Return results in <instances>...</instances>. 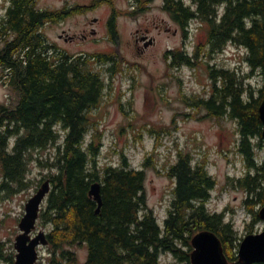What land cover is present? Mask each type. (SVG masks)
Segmentation results:
<instances>
[{
    "label": "trees",
    "instance_id": "1",
    "mask_svg": "<svg viewBox=\"0 0 264 264\" xmlns=\"http://www.w3.org/2000/svg\"><path fill=\"white\" fill-rule=\"evenodd\" d=\"M164 4L184 30L193 20L200 21L211 51L219 53L228 45L242 48L248 68L264 73V0H192V5L165 0ZM21 8L13 11L10 24L21 31L23 48L15 41L0 52L4 84L19 97L14 105L0 103V192L15 196L51 179L52 189L38 221L49 227L51 264H76V254L69 248L84 244L89 250L86 264H162V254L174 258L170 264H191L192 238L204 230L218 235L230 264H240L243 238L235 223L227 221L225 212L207 207L217 185L207 162H194L181 153L171 165L168 176L175 187L162 225L147 204L144 168L132 167L125 155L120 165L99 164L102 143L98 134L91 133L89 115L102 102L105 81L92 69L90 58L87 63L76 59L53 63L50 50L36 49L43 42L38 32L49 16L35 14L30 23H23ZM200 49L194 54L173 52L174 64L194 67ZM211 69L213 93L208 100L193 98L194 105H202L209 117L229 116L238 123L247 171L237 185L246 192L244 204L253 217L246 228L252 232L260 221L256 209L264 205V161L258 160L256 152L264 146L259 114L264 88L255 98L249 86L251 74ZM50 148L51 155L44 156ZM34 161L49 170L43 181L29 176ZM150 165L148 157L143 166ZM96 182L101 184L100 214L90 196ZM13 250L0 237V261L14 264Z\"/></svg>",
    "mask_w": 264,
    "mask_h": 264
},
{
    "label": "rangeland",
    "instance_id": "2",
    "mask_svg": "<svg viewBox=\"0 0 264 264\" xmlns=\"http://www.w3.org/2000/svg\"><path fill=\"white\" fill-rule=\"evenodd\" d=\"M60 1L41 0V7H57ZM164 1L153 0L151 9L143 15L122 18L119 24L120 37L117 36L112 43L104 26L109 13L107 8L69 19L60 27L48 26L43 33L54 42L63 29L71 35L81 34L86 29L90 30L88 24L91 18L102 19L95 37L98 42L81 44L77 40L73 44L58 43L71 55H90L92 69L99 72L105 81L102 102L89 115L91 133L98 134L102 143L99 164L120 165L125 155L132 167L144 168L147 174V204L161 225L167 217L175 187L168 170L183 153L189 154L194 162H207L209 172L217 180L212 199L207 205L209 210L225 212L227 221L235 223L243 239L250 234H259L264 231V222L260 219L254 224L252 232L247 230L246 224L253 221L252 212L244 204L246 192L237 185V180L247 171L244 156L240 152L238 123L229 116L220 120L209 117L202 105H194L193 98L201 101L211 97L214 90L211 76L213 67L251 74L249 86L255 98L260 96V90L264 88V73L248 68L246 52L242 48L228 45L219 53L211 51L206 46V28L202 27L199 20H193L188 32L183 33L181 25L166 10ZM184 1L187 5L192 4V0ZM116 5L126 8L123 0ZM145 26L151 29L155 43L140 53L133 36ZM200 47L198 59L193 62L194 67L174 64L171 52L188 50L194 54ZM102 53L105 54L93 59L92 55ZM106 53L116 63L102 64L107 63L100 61V58L106 57ZM5 72L0 67V103L14 105L19 97L4 84ZM90 137L91 134L88 139ZM256 152L258 160L263 162L264 146L257 147ZM51 153L52 148L43 154L47 156ZM148 157L151 165L144 167ZM48 175V169L41 168L36 161L31 163L29 176L34 181H43ZM38 187L11 197L0 192V237L13 249L15 239L20 234L19 224L25 215L26 204L37 193ZM39 231L48 234L49 227L38 222L34 234ZM69 250L76 254V264H86L88 244ZM50 253L49 246L41 247L38 263L51 264ZM160 259L162 264L174 262V258L167 254H162ZM0 264L7 263L0 261Z\"/></svg>",
    "mask_w": 264,
    "mask_h": 264
},
{
    "label": "flooded vegetation",
    "instance_id": "3",
    "mask_svg": "<svg viewBox=\"0 0 264 264\" xmlns=\"http://www.w3.org/2000/svg\"><path fill=\"white\" fill-rule=\"evenodd\" d=\"M119 1L120 0H61L59 6L52 8L49 6L41 7V0H0V52L5 46H7V44L11 42L14 43L15 41L18 42L21 49L23 48L24 40L20 34L21 31L17 30L16 32L15 28L10 24L11 14L19 5H22L20 13L24 15L22 20L23 23L26 21L30 23L35 17V14L46 13L49 16V20L42 23L40 31L38 32V34H41L43 37V42L36 45V49L46 48L50 50L51 53L49 56H52L53 63H71L74 59L78 60L80 63H87L90 55L82 53L71 55L68 50H65L58 42H64L66 44H73L77 40H79L81 44L98 42V39H95V37L98 35L97 26L102 25L101 18H91V22L88 24L91 26L90 30L86 29L81 34L71 35L68 31L63 29L62 32L57 35L54 42H51L45 36L43 30L48 26L60 27L69 19L86 14L88 15L93 12L95 13L97 10L107 8L109 13L104 21V26L107 31L108 39L110 40V43H112L116 40L117 36L120 37L119 24L121 19L134 18L137 17V15L145 14L151 9L153 0H123L126 3V8L123 9L117 7L116 3ZM24 5H28L27 10L23 7ZM182 31L183 33L185 31L188 32V28L187 30L182 28ZM151 33V29L146 26L135 32L133 36L134 43L140 53H144L149 46H152L155 43V39L151 36ZM128 45L131 46L130 43ZM104 54L105 53L96 54V56L92 55V57L93 59H98ZM105 56L107 63H116L112 58L107 56V53ZM171 56H173V52H171Z\"/></svg>",
    "mask_w": 264,
    "mask_h": 264
},
{
    "label": "water",
    "instance_id": "4",
    "mask_svg": "<svg viewBox=\"0 0 264 264\" xmlns=\"http://www.w3.org/2000/svg\"><path fill=\"white\" fill-rule=\"evenodd\" d=\"M259 114L263 123L264 141V96L259 107ZM51 189V180L47 179L26 204L25 215L19 224L20 234L16 237L14 244L15 264H38L40 258L38 248L49 244L45 231H40L35 237H33V232L37 227L41 207ZM90 196L97 202V214H100L103 205L100 183L96 182L91 186ZM259 218L264 222V205L259 210ZM191 243L193 247L190 254L191 264H230L222 241L214 232L201 231L192 238ZM238 261L240 264H264V231L247 235L241 241Z\"/></svg>",
    "mask_w": 264,
    "mask_h": 264
},
{
    "label": "bare ground",
    "instance_id": "5",
    "mask_svg": "<svg viewBox=\"0 0 264 264\" xmlns=\"http://www.w3.org/2000/svg\"><path fill=\"white\" fill-rule=\"evenodd\" d=\"M1 40V39H0Z\"/></svg>",
    "mask_w": 264,
    "mask_h": 264
}]
</instances>
